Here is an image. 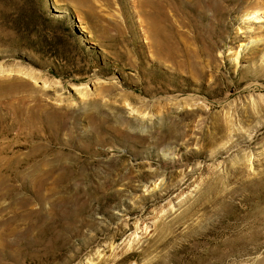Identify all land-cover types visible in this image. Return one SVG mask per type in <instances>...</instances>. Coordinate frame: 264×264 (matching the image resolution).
<instances>
[{
	"label": "rangeland",
	"instance_id": "obj_1",
	"mask_svg": "<svg viewBox=\"0 0 264 264\" xmlns=\"http://www.w3.org/2000/svg\"><path fill=\"white\" fill-rule=\"evenodd\" d=\"M157 1L0 0V264H264V0Z\"/></svg>",
	"mask_w": 264,
	"mask_h": 264
},
{
	"label": "bare ground",
	"instance_id": "obj_2",
	"mask_svg": "<svg viewBox=\"0 0 264 264\" xmlns=\"http://www.w3.org/2000/svg\"><path fill=\"white\" fill-rule=\"evenodd\" d=\"M139 3L141 5V7H142L141 8L142 11L144 13H146V15L149 18H151V20L153 22V25L155 24L156 21H158V15L165 16V11L166 10H165L164 7L161 6V4H160L161 1L159 3V1H157V0H140ZM252 18H258V17L253 16ZM151 33H152V39H153V43L154 44L159 46L160 44H162V43L167 41L168 35L166 34L167 32L165 33L164 28L160 29L159 26H157L156 28L153 27L151 29ZM160 51H161V49H160ZM168 55H171L170 49H169Z\"/></svg>",
	"mask_w": 264,
	"mask_h": 264
}]
</instances>
